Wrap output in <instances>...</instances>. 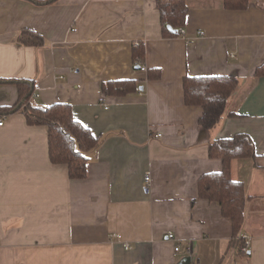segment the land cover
<instances>
[{
  "label": "crops",
  "instance_id": "crops-1",
  "mask_svg": "<svg viewBox=\"0 0 264 264\" xmlns=\"http://www.w3.org/2000/svg\"><path fill=\"white\" fill-rule=\"evenodd\" d=\"M157 1L0 0V107L18 101L11 79L32 80L33 105L70 104L102 140L88 152L87 176L73 180L49 158L46 126L0 113V264H264V0L245 10L188 0L184 34L174 36L163 34ZM26 30L44 44H23ZM140 45L146 70L133 59ZM187 75L239 80L213 130L199 125L200 106L185 103ZM117 80L138 89L106 95L103 83ZM240 132L257 152L233 163L248 195V257L198 189L203 174L223 169L210 143Z\"/></svg>",
  "mask_w": 264,
  "mask_h": 264
},
{
  "label": "trees",
  "instance_id": "trees-1",
  "mask_svg": "<svg viewBox=\"0 0 264 264\" xmlns=\"http://www.w3.org/2000/svg\"><path fill=\"white\" fill-rule=\"evenodd\" d=\"M46 3L51 0H32ZM251 0H223L225 9L245 10ZM157 8L161 15L165 36L183 35L189 4L188 0H158ZM172 27L170 29L169 27ZM21 42L28 46H42L43 38L32 31H24ZM145 49L135 46L133 59L143 61ZM157 69L148 71V78L158 77ZM256 75H264V64L259 66ZM18 87V101L13 107H0V113L22 111L29 125H43L48 129L49 158L54 164H66L69 177L73 180L87 176L88 152L100 146L102 140L81 121L75 119L73 107L68 103H54L50 106H35L30 99L34 94V81L11 79ZM239 86V80L233 75L189 76L184 78L183 89L185 103L188 106H200L202 114L199 125L213 130L227 112V103ZM106 95H121L138 89L135 80H117L103 83ZM235 113H231L234 115ZM211 158H220L223 169L203 174L198 181L199 196L216 202L223 216L229 218L233 226L232 245L239 256L248 257L247 242L241 230L246 218L248 195L243 181L233 178V163L236 160L253 159L257 152L253 139L246 133H236L232 137L214 140L209 146Z\"/></svg>",
  "mask_w": 264,
  "mask_h": 264
},
{
  "label": "built area",
  "instance_id": "built-area-1",
  "mask_svg": "<svg viewBox=\"0 0 264 264\" xmlns=\"http://www.w3.org/2000/svg\"><path fill=\"white\" fill-rule=\"evenodd\" d=\"M182 31L184 32V29H182ZM139 62H140V61H138V63H139ZM140 69H142V70H146L147 68H146V66H140ZM3 124H4V121H3L2 118H0V126L3 125ZM156 136L160 137V136H162V135L159 133V134H157ZM149 179H150V175L148 174V175L146 176V180L149 181ZM169 238L174 240V239H175V235H174L173 233H170V234H169ZM117 239H118V240H122V236H121V235H117ZM124 244H125V248H130V247H131L129 242H125ZM180 249H181V247H180L179 245L175 246V251H176V252H179ZM190 250H191L190 247H188V250H187V251L190 252ZM244 250H247V248H244Z\"/></svg>",
  "mask_w": 264,
  "mask_h": 264
},
{
  "label": "water",
  "instance_id": "water-1",
  "mask_svg": "<svg viewBox=\"0 0 264 264\" xmlns=\"http://www.w3.org/2000/svg\"><path fill=\"white\" fill-rule=\"evenodd\" d=\"M169 28L172 29L171 26H170ZM138 68H140V67L138 66ZM190 262H191V257L186 256V257H183V258H182L180 261H178L176 264H190Z\"/></svg>",
  "mask_w": 264,
  "mask_h": 264
}]
</instances>
